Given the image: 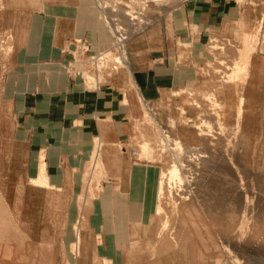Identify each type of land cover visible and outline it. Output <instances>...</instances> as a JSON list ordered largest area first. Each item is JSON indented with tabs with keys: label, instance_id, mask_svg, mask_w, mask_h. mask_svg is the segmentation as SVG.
I'll return each mask as SVG.
<instances>
[{
	"label": "rangeland",
	"instance_id": "374dc122",
	"mask_svg": "<svg viewBox=\"0 0 264 264\" xmlns=\"http://www.w3.org/2000/svg\"><path fill=\"white\" fill-rule=\"evenodd\" d=\"M92 1L110 46L91 53L90 41H74L67 73L85 82L126 71L132 53L155 57L167 43L170 8L189 0ZM250 2L255 7L243 9L229 34L208 40L194 85L159 104L139 101L125 145L107 153L97 140L73 219L67 217L69 202L33 187L45 180L28 179L26 154L0 125V264H264V0ZM9 36L0 35V119L11 123L1 103ZM122 156L157 166L147 170L156 183L143 202L148 216L137 229L141 236L117 250L115 261L82 256L80 230L91 199L108 172L116 175L102 162ZM171 167L180 179L168 178Z\"/></svg>",
	"mask_w": 264,
	"mask_h": 264
},
{
	"label": "crops",
	"instance_id": "0c3cea01",
	"mask_svg": "<svg viewBox=\"0 0 264 264\" xmlns=\"http://www.w3.org/2000/svg\"><path fill=\"white\" fill-rule=\"evenodd\" d=\"M251 3L189 0L175 5L168 13L167 43L155 57L148 59L150 52L132 53L135 58L125 66L127 72L85 82L80 75L67 73L74 41H90L91 53L110 46L92 0H0V35L9 33L12 41L1 84V103L8 107L11 123L1 118L0 125L26 154L23 162L28 179L42 176L45 180L46 184L33 187L69 202L67 217L73 219L83 171L97 140L107 153L117 143L125 145L139 101L159 104L174 91L194 85L198 65L208 58V40L229 34L233 24L242 21L243 9L255 7ZM158 36L165 39V35ZM123 157L102 162L101 168L116 170V175L108 172L91 199L80 230L82 256L115 261L117 250L130 248L141 236L137 229L141 218L148 216L143 202L156 183L147 170L157 166ZM66 233L71 230L67 228Z\"/></svg>",
	"mask_w": 264,
	"mask_h": 264
},
{
	"label": "bare ground",
	"instance_id": "6f19581e",
	"mask_svg": "<svg viewBox=\"0 0 264 264\" xmlns=\"http://www.w3.org/2000/svg\"><path fill=\"white\" fill-rule=\"evenodd\" d=\"M254 35V34H253ZM243 50V49H242ZM249 51V50H248ZM241 53V52H240ZM241 55H243L242 53H241ZM240 55V56H241ZM246 55V54H245ZM248 55V54H247ZM244 57V56H243ZM242 56H241V58H243ZM247 58H248V56H247ZM241 61H243L242 59H241ZM244 61H245V59H244ZM238 63H240V62H238ZM237 63V64H238ZM244 64V63H243ZM246 64V63H245ZM239 65V64H238ZM237 65V66H238ZM241 65H242V63H241ZM244 66V65H243ZM243 66H241V69L243 68ZM239 67V69H240V66H238ZM238 67L237 68H235V69H238ZM238 69V70H239ZM237 70V71H238ZM244 71V70H243ZM234 74V73H233ZM230 75V74H229ZM234 76H238L237 74H235ZM233 77V76H232ZM229 78H231V77H229ZM163 150V149H162ZM97 163V162H96ZM95 163V164H96ZM95 168V167H94ZM167 176H168V178L171 180V179H178L179 178V174H178V169L176 168V167H171V169H169V171H168V173H167ZM180 179V178H179ZM41 181V180H40ZM35 182V181H34ZM39 181H37L36 182V184L38 183ZM42 182V181H41ZM40 183V182H39ZM217 184H219V183H217ZM213 190H214V188H213ZM218 190V189H217ZM212 193V192H211ZM217 195V194H216ZM223 198V197H222ZM222 207V206H221ZM234 207V206H233ZM232 207V208H233Z\"/></svg>",
	"mask_w": 264,
	"mask_h": 264
}]
</instances>
